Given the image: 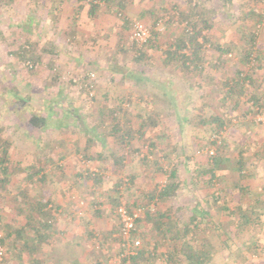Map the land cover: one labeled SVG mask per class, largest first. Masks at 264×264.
Wrapping results in <instances>:
<instances>
[{
  "label": "rangeland",
  "instance_id": "374dc122",
  "mask_svg": "<svg viewBox=\"0 0 264 264\" xmlns=\"http://www.w3.org/2000/svg\"><path fill=\"white\" fill-rule=\"evenodd\" d=\"M176 1L0 0V264H187L182 251L165 259L170 242L207 253L202 264H264V122L256 119L264 109V0ZM135 20L151 32L143 47L129 41ZM87 73L95 76L92 102L82 87ZM167 79L183 108L139 107ZM197 100L203 105L190 106ZM33 114L47 116L45 129L28 124ZM38 134H52L51 153L65 150L64 159L35 163ZM12 141L28 155H11ZM97 169L103 177L95 180ZM170 181L177 189L160 197ZM46 198L53 229L44 226L48 237L35 244V219L45 220L36 203ZM122 202L142 208L135 261L121 245ZM146 210L180 237L159 236ZM193 210L202 223L184 236Z\"/></svg>",
  "mask_w": 264,
  "mask_h": 264
},
{
  "label": "trees",
  "instance_id": "16d2710c",
  "mask_svg": "<svg viewBox=\"0 0 264 264\" xmlns=\"http://www.w3.org/2000/svg\"><path fill=\"white\" fill-rule=\"evenodd\" d=\"M93 10H94V8L93 7H91V10H90V13L92 14V12H93ZM195 38H196V34H194L193 35V33H192V35L190 36V40L192 39V42H195L196 40H195ZM150 41V40H149ZM149 41L147 42V44L149 43ZM178 47H181L180 45H178ZM177 52H173L172 53V55L173 56H171L172 58H177L176 56H177V54H176ZM171 53H169L168 52V54L167 55H170ZM176 55V56H175ZM193 56V58H189V60H188V58H184L183 59V61L182 60H180L179 59V61H181V65L183 66V65H185L186 67L188 66V65H190V62H191V60L192 59H196L197 58V56H196V53L195 54H192ZM186 60H188V61H186ZM193 62V61H192ZM191 62V63H192ZM184 66V67H185ZM185 67V68H186ZM84 91V90H83ZM75 118H77V116L75 117ZM74 118V119H75ZM212 119H213V121L214 122H216V124L219 126L218 127V129H220L221 127H222V122H221V120H219V118H217L216 116H212ZM45 117H42V116H39V115H36V114H33V115H31V117H30V120H29V123L33 126V127H36V128H42L43 126H44V124H45ZM89 137V139L88 140H90V139H93L94 138V134L93 135H90V136H88ZM144 159H146V157L144 158ZM222 160L220 159V157H218V156H214L213 158H212V161H210L211 163H212V166L213 167H218L222 162H221ZM240 161V160H239ZM240 163V162H239ZM241 164V163H240ZM104 169V168H103ZM40 170H42L41 169V167H38L37 168V170H36V172L38 171H40ZM101 170L102 169H97V171L96 172H94L93 173V177H94V179L95 180H98V179H100L101 177H103V172H101ZM34 174H33V172L32 173H29L28 174V176H29V178H31L32 176H33ZM38 175H39V173H38ZM43 176V178H45L44 177V175H42ZM39 177H41V175H39ZM126 179V182H124V180L123 179H121L119 182H117V184L115 185V188H116V190H120L121 189V185L124 187V186H126L129 182V179L128 178H125ZM177 186H178V184L177 183H175V182H173V181H170L169 183H167L164 187H162V189L159 191V196L160 197H168L170 194H171V192H173V191H175L176 189H177ZM152 194V193H151ZM151 197H154V196H152L151 195ZM258 201V200H257ZM137 205V204H136ZM50 207V206H49ZM127 209L129 210V211H131V209L132 208H128L127 207ZM149 210H146L145 211V215H146V219H155V218H152V214L150 213V212H148ZM200 212H202L203 214H201V215H203V216H206L207 215V212L205 213V209H203V210H201ZM201 215L196 211V210H193V213H192V216L190 217V219L188 220V222H186V224L184 225V226H182V229H181V233H183L184 234V236H187L188 235V233H189V231H195L198 227V225H200L201 223H202V221H201V219H200V217H201ZM140 217H141V215L138 217V218H136L135 219V228L131 231V233H130V236H129V238H128V240L130 241V242H132V240H135V237H134V235L136 234V226H137V223L139 222V219H140ZM196 217V218H195ZM197 218H199V219H197ZM156 221H153V222H155V229H156V232H157V234L159 235V236H162V238L163 239H165L166 237H169L170 236V238L172 239V241H174V240H176L177 238H179L180 237V235H179V232H176V231H174L173 230V227L171 226V225H169V226H167L166 224H165V222H164V220L162 221V219H160V218H156L155 219ZM48 227V226H47ZM47 235L48 234H46V233H44L43 231H38V232H34V234L32 235V240L35 242V243H38L39 242V239H42V238H45V237H47ZM8 238V237H7ZM4 243H5V238H1L0 237V245L3 247V253H2V255L0 256V259L2 258V256L4 255V253H5V245H4ZM122 243L123 242H121V245H122ZM159 242L158 241H156V244H158ZM170 245H171V250H169L166 254H165V259L166 260H168V261H174V260H178V252H180V251H182L183 253H184V257L186 258V260H187V264H195V263H197V264H202V255H207V257H208V254L207 253H205V252H200V251H194V250H192V248L189 250V248H188V250H186L185 248H181L180 250H178V248L176 249L173 245H172V243L170 242ZM122 248H123V246H122ZM122 248H121V250H122ZM135 249H140V246L139 247H136ZM128 255H130V256H128V257H130L131 258V260H133V261H135L138 257H142V253H141V251L140 250H138L135 254H128ZM156 254H154L153 252H147V259L148 260H150V259H152L153 258V256H155ZM40 260L39 259H35V260H33V264H40V262H39ZM125 261V260H124ZM72 264H79V260L77 259V261L75 260V261H73L72 262Z\"/></svg>",
  "mask_w": 264,
  "mask_h": 264
},
{
  "label": "crops",
  "instance_id": "0c3cea01",
  "mask_svg": "<svg viewBox=\"0 0 264 264\" xmlns=\"http://www.w3.org/2000/svg\"><path fill=\"white\" fill-rule=\"evenodd\" d=\"M174 1H175V3L177 2L176 0H174ZM193 12H196V11L194 10ZM263 36H264V32L262 33V37H261L262 41L260 42L261 43L260 45H262V49H264V37ZM263 53H264V51H263ZM171 80H168V79L166 80L167 85L165 86V89L161 90L159 88H156L155 90H153V92H151V94L145 93L143 98H142L143 101L140 100V98H139L138 99L139 100V107H141L142 105L143 106L144 105H148L150 108H157V109H160V110H165L166 108H168L170 110H173L174 112H175L176 108H183L182 107V97H181V95L178 92H176L175 89L170 87V85H169V84L172 85L171 82L173 80L172 81ZM200 85H201V83H200ZM172 86H174V85H172ZM101 88H105V86L101 85ZM100 94H103V93L100 92ZM205 96L207 97V95H205ZM197 97L200 98L201 101H203L202 100L203 96H197ZM159 103H164V105H160ZM202 105H203V102H199V100H197V102L195 104H193V103L190 104V106H193L195 108L198 107V106H202ZM127 107H129V105H127ZM39 116L45 117V119L47 118V116H44V115H39ZM156 116H159V118H161L160 115H156ZM29 120L30 119H27L28 124H30ZM19 121H22V120L19 119V118L18 119L15 118L14 125L20 124ZM47 125H48V121L46 119L45 120V124H44V126L42 128H37V129H34V130H36V131L43 130V129L46 128ZM59 125L62 126V124H59ZM51 137H53L52 134H50V135L46 134L44 137L40 136L39 134L37 135V137L35 139V142L39 141V142H41V144L37 145L35 147V149H31V154L34 155V158H35L34 162L37 161V163H38L39 160H42L45 157V160L43 162H44V164L48 165L50 162L51 163L53 162L52 158H56L57 154H58L57 158H59V159H64L66 154H68V152H65V150L62 151L61 149H59V152H57V153L55 151L53 153H51L53 150H51L50 144H53V142H54V140H51ZM9 141L11 142V140H9ZM61 141L62 140H60L59 143H61ZM16 145H17V143H15V141H12L11 149L9 150V153L11 155H15V156L16 155H18V156L28 155V154L19 152L18 148L16 147ZM4 150H6V149H4ZM4 150L1 149V151H4ZM59 166L58 165L57 166L54 165L53 167L49 168V169H51V171L47 172V173L50 174L51 176H53L54 173L57 172L60 169ZM36 170H37V168H36ZM260 192H261V190H260ZM45 200H47V201H45L43 203L37 201V203H36V209H38L40 211V214H41L42 217H45V215L49 214L47 209H45V206L43 205V204H46L48 202V198H46ZM57 201H58V203H60L59 200H57ZM50 216L52 218L50 220H46V219H48V217H45V220H44V218H40V217L37 216V218L35 219V223H37L35 225V229L39 231V224L41 223L40 224V227H41L40 231H43L44 233L48 234L47 233V229H45L44 226L47 227L48 226L47 224L48 223L51 224L53 219L55 218L53 214H51ZM44 221H46L47 224ZM55 226H56L55 230L57 228H60L57 223L55 224ZM47 228H48V230H51V229H53V226H51V227L48 226ZM56 231H58V230H56ZM35 244H37V243H35Z\"/></svg>",
  "mask_w": 264,
  "mask_h": 264
},
{
  "label": "built area",
  "instance_id": "2783aa9c",
  "mask_svg": "<svg viewBox=\"0 0 264 264\" xmlns=\"http://www.w3.org/2000/svg\"><path fill=\"white\" fill-rule=\"evenodd\" d=\"M151 37V32L149 28L146 26L145 23H143L140 20H135L132 24V29L129 35V41L132 44H135L138 47H143L147 44ZM29 66L32 65L27 61ZM94 74L93 73H87L83 76L81 79L83 83V89L85 93L87 94V99L92 102V99L94 98ZM256 119L260 122H264V109L257 107L256 112ZM211 141L220 142L219 135L213 133L210 137ZM206 151L209 153V155H212L214 153L213 147H206ZM124 182H126V179H123ZM80 203H83L80 201ZM142 208L137 206L136 208H132L131 211L127 209V207L124 205V203H120L116 207V215L119 218L120 227H119V234L121 238L123 239V247L125 248L126 254H132L133 249L136 247H139L140 241L139 239L132 240V242H128V238L130 236L131 231L135 228V219L138 218L141 215ZM3 253V247L0 245V256Z\"/></svg>",
  "mask_w": 264,
  "mask_h": 264
}]
</instances>
